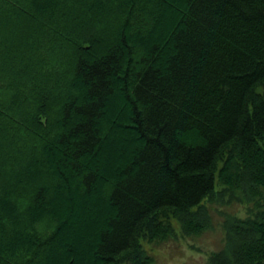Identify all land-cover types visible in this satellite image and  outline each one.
<instances>
[{
    "label": "trees",
    "instance_id": "trees-1",
    "mask_svg": "<svg viewBox=\"0 0 264 264\" xmlns=\"http://www.w3.org/2000/svg\"><path fill=\"white\" fill-rule=\"evenodd\" d=\"M237 194L209 264H264V0H0V264H153Z\"/></svg>",
    "mask_w": 264,
    "mask_h": 264
},
{
    "label": "rangeland",
    "instance_id": "rangeland-1",
    "mask_svg": "<svg viewBox=\"0 0 264 264\" xmlns=\"http://www.w3.org/2000/svg\"><path fill=\"white\" fill-rule=\"evenodd\" d=\"M237 196L241 199L227 196L220 200L217 196L215 203L209 205V228L212 226L213 230L208 228L199 236H183L179 224L172 221L177 231L175 239L162 244L143 241V249L154 258L153 264H209L210 255L221 251L226 241L224 225L231 226L233 220H245L252 215L251 201L246 202L242 196Z\"/></svg>",
    "mask_w": 264,
    "mask_h": 264
}]
</instances>
